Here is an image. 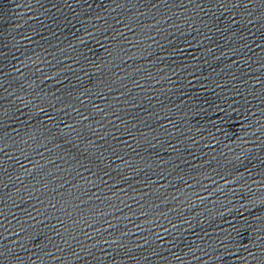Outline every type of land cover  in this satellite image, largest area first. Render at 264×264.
Here are the masks:
<instances>
[{"label":"water","instance_id":"water-1","mask_svg":"<svg viewBox=\"0 0 264 264\" xmlns=\"http://www.w3.org/2000/svg\"><path fill=\"white\" fill-rule=\"evenodd\" d=\"M0 264H264V0H0Z\"/></svg>","mask_w":264,"mask_h":264}]
</instances>
